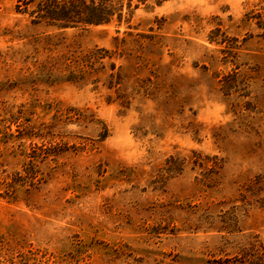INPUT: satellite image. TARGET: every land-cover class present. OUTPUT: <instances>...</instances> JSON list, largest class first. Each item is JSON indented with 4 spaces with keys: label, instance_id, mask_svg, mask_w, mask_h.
I'll use <instances>...</instances> for the list:
<instances>
[{
    "label": "rangeland",
    "instance_id": "1",
    "mask_svg": "<svg viewBox=\"0 0 264 264\" xmlns=\"http://www.w3.org/2000/svg\"><path fill=\"white\" fill-rule=\"evenodd\" d=\"M41 1L0 0V264H264V0Z\"/></svg>",
    "mask_w": 264,
    "mask_h": 264
},
{
    "label": "trees",
    "instance_id": "2",
    "mask_svg": "<svg viewBox=\"0 0 264 264\" xmlns=\"http://www.w3.org/2000/svg\"><path fill=\"white\" fill-rule=\"evenodd\" d=\"M147 0H43L33 12L40 22L63 28L105 25L131 16V8Z\"/></svg>",
    "mask_w": 264,
    "mask_h": 264
}]
</instances>
